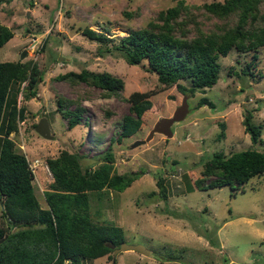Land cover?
Instances as JSON below:
<instances>
[{
    "label": "rangeland",
    "instance_id": "1",
    "mask_svg": "<svg viewBox=\"0 0 264 264\" xmlns=\"http://www.w3.org/2000/svg\"><path fill=\"white\" fill-rule=\"evenodd\" d=\"M176 1L0 0V22L13 30L0 47V61L32 59L41 73L30 99H23L26 81L21 82L15 96L17 105L25 106V117L10 133L29 160L42 162L35 166L33 177L41 204H45L42 190L52 178L46 158L62 148L77 150L84 155L83 164L95 166L110 144L118 173H140L123 191L106 190L100 200L92 196V210L100 204L99 213L92 216L98 222L121 225L124 240L146 245L150 254L126 249L83 259L81 264H264V174L242 185L243 191L229 185L208 189L188 185L201 176L203 161L214 151L229 153L250 146L264 150V126L263 142L252 144L241 122L247 108L254 122L264 124V48L252 69L263 74L258 81L240 73L251 54L232 50L220 58L217 82L185 98L175 85L165 88L146 64H129L117 51L104 52L100 49L104 42L83 33L85 27L103 31L108 26V36L125 35L128 28L145 26L159 9ZM199 10L197 20L204 30L221 22ZM83 68L108 71L122 78L124 87L112 94L85 81L72 83L57 77ZM15 88L17 83L11 94ZM133 90L157 91L152 97L157 107L145 111L144 127L118 142L120 122L128 112L126 97ZM202 96L214 106L198 107ZM60 97L76 100L69 108L77 103L83 107L80 124L73 128L68 129L67 117L58 110ZM41 117L48 120L51 138L35 131ZM159 172L166 178L167 198L157 195L155 174ZM0 226H5L1 205Z\"/></svg>",
    "mask_w": 264,
    "mask_h": 264
},
{
    "label": "trees",
    "instance_id": "2",
    "mask_svg": "<svg viewBox=\"0 0 264 264\" xmlns=\"http://www.w3.org/2000/svg\"><path fill=\"white\" fill-rule=\"evenodd\" d=\"M199 9H202L201 14L221 22L204 30L197 20ZM104 28L106 30L96 31L85 27L83 33L104 42L100 47L104 52L117 51L129 64H146L147 70L153 72L165 88L175 85L185 98L217 82L220 58L232 50L251 54L240 73L255 80L263 76L258 69L256 72L252 69L256 68L260 50L264 48V0H211L201 4L177 0L159 9L145 26L128 28L125 35L113 38L107 35L108 26ZM12 36L13 30L0 22V47ZM57 77L72 83L85 81L112 94H119L124 87L123 79L108 71L83 68ZM40 78L41 73L32 59L0 61V205L5 223L0 226V264H64L65 261L81 264L83 259L110 255L125 239L121 225L93 219L92 213H99L100 204L98 202L92 210V196L100 200L106 190L123 191L140 173H118L110 144L95 166L83 164L84 155L77 150L62 148L56 156L46 158L52 178L42 190L45 200L42 205L35 192L29 160L10 137L11 132L18 130V121L25 117V106H18L15 96L21 82L26 81L21 91L23 99L27 100L36 94ZM16 83L17 88L11 94ZM156 92H130L126 97L128 112L122 116L115 140L120 142L144 127L145 111L157 107L156 100L152 99ZM74 102L75 99H58V110L67 117L68 129L80 124L83 112L79 103L69 108ZM197 104L198 107L214 106L206 96L200 97ZM252 116V110L246 108L242 125L252 144L262 143L264 124L254 122ZM172 162L176 163V159ZM262 174L264 150L251 146L229 153L217 150L203 161L201 176L193 183L189 180L188 185L191 189L229 185L232 189L241 187L243 191L242 185ZM155 177L157 195L167 198L166 178L160 172ZM206 235L217 244V240Z\"/></svg>",
    "mask_w": 264,
    "mask_h": 264
},
{
    "label": "water",
    "instance_id": "3",
    "mask_svg": "<svg viewBox=\"0 0 264 264\" xmlns=\"http://www.w3.org/2000/svg\"><path fill=\"white\" fill-rule=\"evenodd\" d=\"M25 54V50H23L22 55ZM35 131L43 136L44 138H51L52 134L50 132V127L48 124V120L45 117H41L40 120L35 125ZM139 140L135 142V144H138ZM1 241V239H0ZM131 249L137 252H140L144 255L150 254L151 250L149 247L142 243H129L127 241H122L118 246L113 248V254H116L117 252H120L122 250Z\"/></svg>",
    "mask_w": 264,
    "mask_h": 264
},
{
    "label": "built area",
    "instance_id": "4",
    "mask_svg": "<svg viewBox=\"0 0 264 264\" xmlns=\"http://www.w3.org/2000/svg\"><path fill=\"white\" fill-rule=\"evenodd\" d=\"M29 160V159H28ZM41 163L38 158L34 159L33 161L29 160V167L33 173V175H36V168L35 166H38Z\"/></svg>",
    "mask_w": 264,
    "mask_h": 264
},
{
    "label": "clouds",
    "instance_id": "5",
    "mask_svg": "<svg viewBox=\"0 0 264 264\" xmlns=\"http://www.w3.org/2000/svg\"><path fill=\"white\" fill-rule=\"evenodd\" d=\"M39 165H42V162H41ZM41 167H42V166H41Z\"/></svg>",
    "mask_w": 264,
    "mask_h": 264
}]
</instances>
